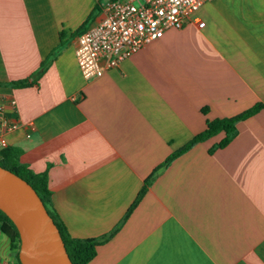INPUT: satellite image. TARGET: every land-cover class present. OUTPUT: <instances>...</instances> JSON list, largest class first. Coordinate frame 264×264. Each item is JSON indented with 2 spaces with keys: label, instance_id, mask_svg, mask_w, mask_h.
Segmentation results:
<instances>
[{
  "label": "crops",
  "instance_id": "crops-1",
  "mask_svg": "<svg viewBox=\"0 0 264 264\" xmlns=\"http://www.w3.org/2000/svg\"><path fill=\"white\" fill-rule=\"evenodd\" d=\"M106 1L0 0V99L18 124L7 146L47 172L70 235L100 237L206 119L262 102L225 146L212 148L219 132L174 158L87 264H264V0L206 1L201 27L169 28L88 80L72 33Z\"/></svg>",
  "mask_w": 264,
  "mask_h": 264
},
{
  "label": "built area",
  "instance_id": "built-area-1",
  "mask_svg": "<svg viewBox=\"0 0 264 264\" xmlns=\"http://www.w3.org/2000/svg\"><path fill=\"white\" fill-rule=\"evenodd\" d=\"M206 1L209 0L106 1L101 17L77 36L75 58L82 76L88 80L102 76L169 28H181L189 21L201 27L204 22L199 20L197 10ZM10 104L14 106V99ZM17 125L5 114L0 99V149L7 146L5 133Z\"/></svg>",
  "mask_w": 264,
  "mask_h": 264
},
{
  "label": "trees",
  "instance_id": "trees-1",
  "mask_svg": "<svg viewBox=\"0 0 264 264\" xmlns=\"http://www.w3.org/2000/svg\"><path fill=\"white\" fill-rule=\"evenodd\" d=\"M98 6L96 5L94 10H97ZM92 12L88 15L87 19L80 25L72 34L77 35L81 33L84 28L86 22L91 18ZM63 45L62 42L54 49V51H58L59 48ZM54 53V52H53ZM52 58V54L50 57L46 58V61H50ZM45 62L42 64L44 67ZM29 81L27 79H21L16 81L9 82L12 86H24L27 85ZM263 107L262 102H256L250 107L234 114L231 116H222V117H214L211 119H206L205 127L200 132L193 135L190 139H188L181 146L176 148L174 151L169 153L159 164H157L151 172L145 177L144 182L138 192L136 193L134 199L126 210L125 214L121 218L120 222L112 228L108 233L100 236V237H74L70 235L68 232L64 222L60 218L59 214L56 212L52 200L51 194L52 191L48 185V176L46 171L42 172H34L32 171L26 164L21 162L20 156L22 154V149L18 146L8 145L2 149H0V166L16 173L21 178L26 180L32 188L36 191L39 198L42 200L45 205L48 213L52 217L54 223L56 224L62 241L64 243L67 254L72 262V264H87L94 255L96 254V245L108 239L123 223V221L130 214L132 209L137 205L140 201L147 188L151 184L152 180L155 176L160 173L168 164L177 156L187 151L191 148L195 143L204 141L210 138L213 135H216L219 132H223V138L214 144L212 148L215 147H223L225 146L236 134L237 128L236 123L239 120L245 119L257 111H259ZM201 111L205 113L207 111V107L201 108ZM212 149H210L211 151ZM0 233L5 235L8 239L9 250L12 254V261L10 264H21L18 259V248H19V235L17 229L10 218L0 210Z\"/></svg>",
  "mask_w": 264,
  "mask_h": 264
},
{
  "label": "water",
  "instance_id": "water-1",
  "mask_svg": "<svg viewBox=\"0 0 264 264\" xmlns=\"http://www.w3.org/2000/svg\"><path fill=\"white\" fill-rule=\"evenodd\" d=\"M0 210L19 235L21 264H72L59 230L32 186L0 166Z\"/></svg>",
  "mask_w": 264,
  "mask_h": 264
},
{
  "label": "rangeland",
  "instance_id": "rangeland-1",
  "mask_svg": "<svg viewBox=\"0 0 264 264\" xmlns=\"http://www.w3.org/2000/svg\"><path fill=\"white\" fill-rule=\"evenodd\" d=\"M7 246V238L5 235L1 234V237H0V249L2 248H6Z\"/></svg>",
  "mask_w": 264,
  "mask_h": 264
}]
</instances>
